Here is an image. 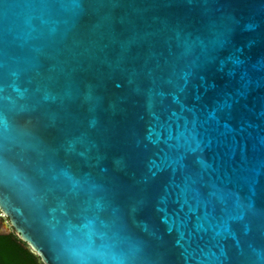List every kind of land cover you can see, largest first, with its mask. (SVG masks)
Here are the masks:
<instances>
[{
  "label": "water",
  "instance_id": "95a60500",
  "mask_svg": "<svg viewBox=\"0 0 264 264\" xmlns=\"http://www.w3.org/2000/svg\"><path fill=\"white\" fill-rule=\"evenodd\" d=\"M0 211L41 264H264V0H0Z\"/></svg>",
  "mask_w": 264,
  "mask_h": 264
},
{
  "label": "trees",
  "instance_id": "16d2710c",
  "mask_svg": "<svg viewBox=\"0 0 264 264\" xmlns=\"http://www.w3.org/2000/svg\"><path fill=\"white\" fill-rule=\"evenodd\" d=\"M12 240L10 236L3 237L0 254L1 264H41L38 257L24 248L20 241ZM25 246V245H24ZM26 247V246H25Z\"/></svg>",
  "mask_w": 264,
  "mask_h": 264
},
{
  "label": "flooded vegetation",
  "instance_id": "af4514ba",
  "mask_svg": "<svg viewBox=\"0 0 264 264\" xmlns=\"http://www.w3.org/2000/svg\"><path fill=\"white\" fill-rule=\"evenodd\" d=\"M7 236H10L12 240H16V242L19 243L18 242L19 240L15 236L13 230L9 227V224H8L7 220L5 218H3L2 213L0 211V249H1L2 238L3 237H7ZM21 244H24V243L21 242ZM24 245L26 246V244H24ZM24 245H22V246L24 248L28 249V247L27 246L25 247ZM1 263H2V258H1V254H0V264Z\"/></svg>",
  "mask_w": 264,
  "mask_h": 264
},
{
  "label": "snow or ice",
  "instance_id": "6c2138e0",
  "mask_svg": "<svg viewBox=\"0 0 264 264\" xmlns=\"http://www.w3.org/2000/svg\"><path fill=\"white\" fill-rule=\"evenodd\" d=\"M233 63H234L235 65H242V64H243V61L240 60L238 57H236V58H233ZM161 211H164V209H161ZM182 240H183V233H181V235H180V237L177 239L176 243H177V244H181Z\"/></svg>",
  "mask_w": 264,
  "mask_h": 264
},
{
  "label": "rangeland",
  "instance_id": "374dc122",
  "mask_svg": "<svg viewBox=\"0 0 264 264\" xmlns=\"http://www.w3.org/2000/svg\"><path fill=\"white\" fill-rule=\"evenodd\" d=\"M4 218V217H3Z\"/></svg>",
  "mask_w": 264,
  "mask_h": 264
}]
</instances>
